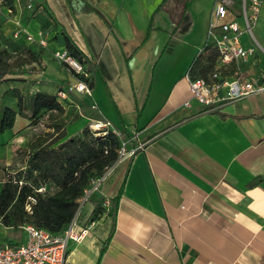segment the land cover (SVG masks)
I'll list each match as a JSON object with an SVG mask.
<instances>
[{"label": "crops", "instance_id": "crops-1", "mask_svg": "<svg viewBox=\"0 0 264 264\" xmlns=\"http://www.w3.org/2000/svg\"><path fill=\"white\" fill-rule=\"evenodd\" d=\"M214 2L36 0L44 12H26L22 23L21 0L16 14L0 15V38L11 41L17 20L37 36L46 17L58 45L69 37L95 67L92 97L74 94L64 119L77 113L85 121L94 103L91 120L109 121L122 139L120 126L127 133L129 126L123 110L135 116L126 141L140 148L114 163L91 195L88 222L76 219L86 232L70 243L67 264H264V92L209 110L191 98L185 79L204 46ZM253 36L256 53L233 62L226 74L264 84V24H254ZM241 38L245 47L252 43ZM67 76L53 92L34 84L30 95L56 94L71 81ZM4 228L17 234L5 232L1 241H26L23 230Z\"/></svg>", "mask_w": 264, "mask_h": 264}, {"label": "trees", "instance_id": "trees-1", "mask_svg": "<svg viewBox=\"0 0 264 264\" xmlns=\"http://www.w3.org/2000/svg\"><path fill=\"white\" fill-rule=\"evenodd\" d=\"M7 4L11 5L12 0H7ZM43 12L36 10L31 15ZM47 15L51 18L49 13ZM39 20L42 26L47 25L46 17ZM10 43L9 50L8 48L0 50V83L6 80L13 81V78H6L13 75L7 62L10 51L15 52L21 47L34 61H40V52H34L24 40H12ZM65 49L79 61H84L67 36ZM217 56L218 53L210 49L206 55L196 59L190 67L191 75L205 77L215 68ZM234 72V69L230 71ZM27 103L30 104L29 118L33 123H36L35 118L41 114L49 113V117L53 119L49 128L53 129V132L47 136L38 135L29 143L26 180L20 184L19 177L9 178L2 184L0 221L1 225L7 228L31 224L59 235L74 219L79 199L91 180L101 176L117 161L121 139L111 129L94 132L88 125L77 134L66 136L64 132H58L65 108L56 100L55 94L37 91L27 98L18 88H9L1 96L0 134L13 128L17 116H25ZM41 187L45 190L38 191ZM115 202L114 200V204ZM27 206L30 208L29 211L26 209ZM99 212L100 209L94 211L93 219Z\"/></svg>", "mask_w": 264, "mask_h": 264}, {"label": "built area", "instance_id": "built-area-1", "mask_svg": "<svg viewBox=\"0 0 264 264\" xmlns=\"http://www.w3.org/2000/svg\"><path fill=\"white\" fill-rule=\"evenodd\" d=\"M20 1L12 0V4L9 5L7 0H0V15L4 18L13 16L16 4H20ZM237 4L235 0H215L210 13L206 40L204 46L197 52V59L206 55L210 49H214L218 56L213 71L205 77L191 75L190 70L185 74L191 98L209 110H216L228 103L264 92V84H259L254 79H245L225 73L233 62L246 61L258 50V46L254 43L253 27L261 0H239ZM23 9L32 13L39 8L35 5L34 0H23ZM15 25L16 28L11 34L13 41H19L22 38L27 45L48 48V38L42 30L36 36L21 27L18 20ZM243 35L249 36L252 41L246 47L242 45L241 37ZM53 58L64 64L71 74V81L57 90L56 100L64 106L65 103L73 104L74 94L91 98V78L95 67L86 61H79L66 49L53 52ZM184 105L189 106V102H185ZM76 106L81 112L79 103H76ZM89 110H97L96 105L91 103ZM89 120L88 126L92 131L100 132L111 129L114 134L120 137V133L112 128L109 121L91 120V118ZM139 148H129L128 142L121 140L116 162L131 158ZM111 168L112 166L107 168L101 176L91 180L89 186L84 189L79 199L78 211L62 234L54 235L45 229L24 224L18 229L23 230L27 235L25 242L14 244L0 240V264H67L70 243L78 242L86 232L85 228L76 226L77 216L91 195L98 191ZM44 190V187L38 189V191ZM26 209L29 211V206Z\"/></svg>", "mask_w": 264, "mask_h": 264}, {"label": "rangeland", "instance_id": "rangeland-1", "mask_svg": "<svg viewBox=\"0 0 264 264\" xmlns=\"http://www.w3.org/2000/svg\"><path fill=\"white\" fill-rule=\"evenodd\" d=\"M34 1L36 2V0ZM19 11L20 14L23 11V14L19 15V19L21 20L19 21L22 23H26L29 18L26 13L27 11H25L24 9L22 11L20 9ZM62 14L61 17L65 19L63 16L64 14L63 15ZM64 23L68 24L67 22ZM255 24H264V0H261L260 9L258 11ZM40 29L42 30L44 35H47L49 42L48 48L46 49V51L40 52L39 54L40 61H34L30 56V54H28V52H26L25 49L21 47H19V49H17L15 52L10 51V57L7 58V62L9 68L13 72V75H8L6 78H13V81L6 80L0 83V102H1L2 94L9 89V86H18V88H20L24 93V95H26V97L28 98L30 94L35 90L32 88L34 84H38V85L46 84L48 87L44 88V90H49L53 92L55 91V88L56 86H58V84L63 83L68 79L67 76V74H69L68 68L64 64L53 58V52L55 50L63 51L65 49V47L62 44L61 47L58 45L57 39L55 38L56 37L55 35H58V33H56L53 30V28H51V26L48 25L41 26ZM3 36L0 38V50H2L3 48L5 49L8 48L9 50L11 45L10 42L12 41L8 38V36L7 37L5 35ZM75 40L77 43L79 42L77 37L75 38ZM79 46L82 50L84 49L86 50L85 46L81 44H79ZM50 51H52V54L50 53ZM25 75L28 76L26 77L27 79L23 78ZM29 105H30L29 103L26 104L27 109L25 111V116L17 117L14 129L6 130L5 132L0 134V188L2 184L9 178L19 177L20 184L24 180H26L25 179L26 169H27L26 160H27V150L29 143L38 135L47 136L53 132V129L49 128V125L53 122V119L49 117V113L41 114L37 119L35 118L34 122L36 123H33L29 118L30 116ZM92 112L91 110H89L88 113H90V116H87L85 121L84 120L77 121L76 119L73 121V118L78 117L77 113L76 115L75 113H73L70 119L66 117L64 119V115H63L61 119V123L60 121H58V123H60L61 125L58 132L60 131L64 132L66 136L71 133H76V129L78 128L82 129L84 126L88 125ZM123 112H124L123 118L126 124L129 125L126 126L128 129V133L124 132L125 130L123 126H120L122 128L121 138L125 141L129 139L128 138L129 135L134 134V127L132 125L135 122V116L128 111L123 110ZM25 120L26 121L28 120L30 123L28 124V126L21 128V124L24 123ZM19 129L20 131L17 132L15 131ZM89 204L90 201L84 204L81 213H79L77 216V223L80 224L83 222L86 223V221L88 222L89 214L87 212V207L89 206ZM5 232H9V233L14 232V234H17L15 233L16 232L15 230L13 231L7 230L4 227H0V240H2V237L5 236V234L7 235V233ZM26 237L27 235L25 233H22L21 241H25ZM11 238L17 239L15 237H11Z\"/></svg>", "mask_w": 264, "mask_h": 264}]
</instances>
